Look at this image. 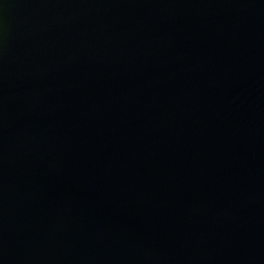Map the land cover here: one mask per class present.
I'll return each mask as SVG.
<instances>
[{
	"label": "water",
	"instance_id": "obj_1",
	"mask_svg": "<svg viewBox=\"0 0 264 264\" xmlns=\"http://www.w3.org/2000/svg\"><path fill=\"white\" fill-rule=\"evenodd\" d=\"M0 264H264V0H0Z\"/></svg>",
	"mask_w": 264,
	"mask_h": 264
}]
</instances>
